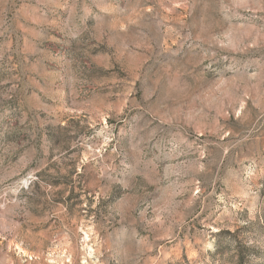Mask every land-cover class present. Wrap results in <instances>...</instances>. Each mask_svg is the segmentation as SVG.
I'll use <instances>...</instances> for the list:
<instances>
[{
  "label": "rangeland",
  "instance_id": "rangeland-1",
  "mask_svg": "<svg viewBox=\"0 0 264 264\" xmlns=\"http://www.w3.org/2000/svg\"><path fill=\"white\" fill-rule=\"evenodd\" d=\"M0 264H264V0H0Z\"/></svg>",
  "mask_w": 264,
  "mask_h": 264
}]
</instances>
